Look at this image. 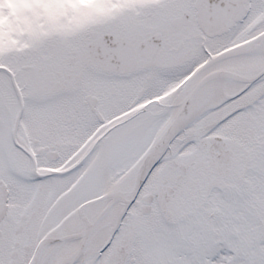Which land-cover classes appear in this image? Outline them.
I'll use <instances>...</instances> for the list:
<instances>
[{
  "label": "snow or ice",
  "instance_id": "1",
  "mask_svg": "<svg viewBox=\"0 0 264 264\" xmlns=\"http://www.w3.org/2000/svg\"><path fill=\"white\" fill-rule=\"evenodd\" d=\"M0 264H264V0H0Z\"/></svg>",
  "mask_w": 264,
  "mask_h": 264
}]
</instances>
